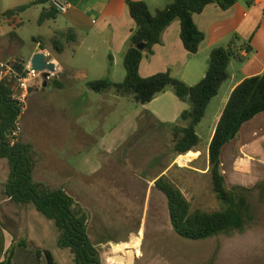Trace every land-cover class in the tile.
<instances>
[{
	"label": "crops",
	"instance_id": "obj_1",
	"mask_svg": "<svg viewBox=\"0 0 264 264\" xmlns=\"http://www.w3.org/2000/svg\"><path fill=\"white\" fill-rule=\"evenodd\" d=\"M14 1L20 2L15 5L18 7L37 0ZM68 1L71 8L64 15L67 19L66 29H75L77 36H95L98 42L94 43L89 50L95 53L101 47L106 50L100 62L101 77L96 80L108 79L113 82H122L125 78L117 77L122 75L116 70V66L119 64V59L123 61L130 46L132 33L136 28L128 10L127 0H76L80 6L86 4V9H82L78 4L74 5L73 0ZM132 1H144L149 9L151 8L150 0ZM96 7L98 9H94ZM7 10L9 9H5L0 14ZM19 17L0 19V33L8 35L9 31L6 28L17 24ZM194 21L205 35L198 54L190 55L184 48L180 37L181 23L176 20L164 31L162 43L154 47L153 55L143 59L140 75L147 78L170 72L173 77L182 80L188 86H194L207 73L211 51L218 47L226 48L235 35L239 37V45L243 47L242 55L246 60L237 64L235 61L230 63L229 79L222 85L218 96L209 105L210 107L215 99L221 97L215 112V126L207 144L208 153L216 126L234 89L245 79L264 73V0H238L229 10H222L218 5L211 4L201 14L195 15ZM41 42L36 40L39 48L27 61L22 60L25 64H29L32 57L41 52ZM10 44L11 42L9 46ZM247 47L250 48L249 51L246 50ZM52 60L58 64V71L52 78L56 79L61 91L69 90L71 96L66 97L68 101L64 97L61 108L60 138L56 135L48 136L46 142L48 148L44 151L38 148L36 152L34 148L38 145L33 143L30 137H25L21 129L20 142L30 145L36 155V165L32 174L33 182L46 187L50 192L56 194L63 192L81 206L86 201H90L86 197L90 195V192L88 193L86 189L90 186L94 188L95 179L100 173H103V178L106 177L104 181L108 188L117 189V186L112 184V178H126L131 186L130 189H135L137 192L142 188H145L147 193L155 189V181L162 175H167L174 167V163L170 162L168 166L163 165L158 168L156 161H148L147 150L149 147H156L160 141L163 142L166 128L171 129L172 126L180 124V116L189 109V104L180 101L174 92L168 89L146 105L135 103L137 106L131 113H122L120 107L130 101L133 102L132 99L120 97L113 91L96 93L94 101H90L92 109L89 111V119L86 120L84 119L86 105L80 98L83 95H90L86 91H91L87 87V83L91 80L83 77L82 70L66 67L59 59ZM232 70L234 72L231 73ZM80 82L82 84L78 85ZM33 91L34 89L31 88L28 99L31 98ZM222 91H224L223 95ZM28 111L29 105L22 106V115ZM98 120L112 121L106 128L101 129ZM166 124L169 126L165 127ZM137 133L141 135L146 133V142L129 144L130 139ZM147 141L150 143L149 146ZM58 148L62 151V156L56 151ZM199 149L200 145L198 151ZM163 155L162 153L161 156ZM220 159L222 174L228 187L251 188L264 182V113L242 126L239 135L222 149ZM131 162L136 167H133ZM127 163L135 169L131 167L129 169ZM151 171L154 172L152 176H150ZM203 173H208V169H205ZM8 200L11 198L9 197ZM26 207L28 206L14 209L8 217L0 213V262L4 260L7 250L13 243L21 242L22 229L25 226L24 223L18 226L19 220L16 215L20 213L21 218L28 219L27 215L34 213V210L30 206ZM34 217L37 218L36 214ZM47 236L49 238L48 234ZM27 243L28 247H16L11 264H48L44 254L40 263L38 262L35 250H50L40 247L42 244L40 240H33V242L30 240Z\"/></svg>",
	"mask_w": 264,
	"mask_h": 264
},
{
	"label": "rangeland",
	"instance_id": "obj_2",
	"mask_svg": "<svg viewBox=\"0 0 264 264\" xmlns=\"http://www.w3.org/2000/svg\"><path fill=\"white\" fill-rule=\"evenodd\" d=\"M170 2L172 0H150L151 12L155 14L157 10L163 9ZM16 3L20 2L0 0V13L5 9L15 7ZM72 3L78 4L76 0H73ZM78 6L82 9L87 7L86 4L81 6L78 4ZM45 8L48 9V5L31 7L19 15L17 24H12L10 28H6L9 31L8 35L0 33V60L6 62L27 61L39 48L36 38L42 41L40 49L41 46L45 48L41 52L50 54L49 60L59 59L66 67L82 70L81 73L87 80L95 81L101 77L102 66H100V62L106 54V50L101 47L96 52L97 54L89 50L94 43L98 42L96 41L97 38L78 35L79 44L65 43L63 36L67 33L66 17L59 15L55 20L40 24L39 20ZM94 9H98V7ZM55 40L64 43V52L58 53L53 43ZM9 42H11L10 46ZM79 45H81L80 48ZM95 54L96 56H94ZM237 63L239 62L235 64ZM116 70L122 75L117 77L122 79L124 76L125 78L126 71L121 59H119ZM34 74L35 76L32 77L29 84L30 89L32 88L34 91L31 98L26 99L22 105L23 107L29 105V111L22 115L21 106L19 122L24 131V136L30 137L34 141L33 143L38 145L34 148L37 152L38 148L40 151L48 148L46 145L48 136L56 135L57 138H60L62 133L61 108L64 104V97H70L71 93L69 90L61 91L53 81L55 78L47 81V85L44 86L46 79L43 75ZM6 83L9 84V82ZM81 84L82 82L78 85ZM11 85L17 92L16 83L13 81ZM86 92H89L90 95H83L80 100L86 105L84 119L88 120L89 111L92 109L90 101H94L97 95L93 91ZM223 94L224 91H222ZM219 99L212 102L206 116L197 127V134L201 143L199 151L193 152L198 153V157L189 158L193 160L192 162L186 165L176 163L178 157L176 158L173 153L172 127L165 129L163 142L160 141L156 147H149L147 150L148 161H156L158 168L163 165L168 166L170 162L174 163V167L167 175L181 189L190 202L192 211L214 212L222 208L213 191L210 173H203L205 169H208L206 149L215 126V112ZM135 106L137 105L130 101V103L120 107L122 108L121 112L131 113ZM93 107L95 108V106ZM111 121L98 120L97 122L101 129H104ZM166 125L165 127L169 126V124ZM140 135L141 133H137L132 137L129 144L141 143L142 141L145 143L147 140L146 133ZM20 136L21 133L18 137L19 141ZM100 137H103L102 133H100ZM149 144L148 142V146ZM56 151L62 156V151L59 148ZM162 153L163 156H161ZM131 165L136 167L132 162ZM131 165L127 163L129 169ZM133 167L131 168L135 169ZM153 173L151 171L150 176ZM9 174V161L0 158V213L7 217L11 216L14 209H21L26 205L8 200L6 184ZM105 179L103 173H100L95 179L94 188L92 189L90 186L89 189H86L87 192H90V195H86L90 201H86L81 206L74 200L75 204L87 213L88 238L98 249L102 264H129L127 261L130 258L133 260L132 264H264V182L259 183L262 184L261 187L249 194L253 220L248 221L242 231L222 234L207 240L193 241L181 238L174 231L170 221L167 199L160 191L153 189L147 193L145 188H142L138 190V193L135 189H130L131 186L126 178H112V184L116 185L117 189L108 188ZM26 206H28L26 208L30 206L34 213L27 215L28 219L24 220L16 211L19 220L18 226L23 225V223L25 226L22 229L20 240L25 242L40 240L42 243L40 247L49 249L57 264H75L71 252L58 246L59 233L55 223L40 214L33 205ZM34 214L37 218L34 217ZM118 242L119 244H116ZM123 244L127 246L118 251V246ZM135 245L139 246L136 247ZM120 255L124 256L126 260L120 262L118 259Z\"/></svg>",
	"mask_w": 264,
	"mask_h": 264
},
{
	"label": "trees",
	"instance_id": "obj_3",
	"mask_svg": "<svg viewBox=\"0 0 264 264\" xmlns=\"http://www.w3.org/2000/svg\"><path fill=\"white\" fill-rule=\"evenodd\" d=\"M237 2L238 0H172L169 5L154 14L146 2L127 0L128 10L136 28L123 58L126 77L122 82L108 79L90 81L87 87L99 94L113 91L116 95L130 98L139 105H146L168 89H172L180 101L190 106L181 114L180 124L172 126L173 153L177 158L198 151L201 139L197 134V127L206 116L211 101L218 96L222 85L229 79L230 63H242L246 60L242 55L243 47L239 45V37L235 35L226 48L218 47L211 51L207 73L194 86H188L173 77L170 72L144 78L140 75V66L146 56L153 55L154 47L162 43L164 31L176 20L181 23L180 37L184 48L190 55L198 54L205 35L197 27L194 16L201 14L211 4L218 5L222 10H229ZM47 3L48 0H37L14 7L4 12L0 19H12L35 5ZM49 7L44 9L40 24L55 20L60 15ZM63 39L67 44L77 43L75 29L67 30ZM53 43L57 51H64V43L58 40ZM141 44L144 45L142 51L137 48ZM41 50H45L44 46H41ZM246 50L249 51L250 48L247 47ZM53 81L58 86V82L55 79ZM14 94L15 89L11 83L0 84V158L7 159L10 163L7 195L15 203L33 205L40 214L55 223L59 233L58 246L71 252L75 264H102L98 249L88 238L87 213L65 193L50 192L46 187L33 182L36 155L30 145L18 140L11 146V134L21 113V107L13 100ZM262 113L264 73L245 79L234 89L208 147V173L212 178L213 191L222 206L220 210L192 211L190 202L168 175L164 174L155 181V189L167 199L172 227L181 238L193 241L207 240L222 234L242 231L246 223L253 220L249 194L262 184L252 188L228 187L222 174L220 158L222 149L239 135L242 126ZM18 246L28 247V243H13L0 264H11ZM43 254L48 264H57L50 251L36 249L38 262Z\"/></svg>",
	"mask_w": 264,
	"mask_h": 264
},
{
	"label": "built area",
	"instance_id": "obj_4",
	"mask_svg": "<svg viewBox=\"0 0 264 264\" xmlns=\"http://www.w3.org/2000/svg\"><path fill=\"white\" fill-rule=\"evenodd\" d=\"M48 5L51 8L55 9L60 15L67 14V12L71 8V4L69 3L68 0H48ZM45 55L49 59L50 54L48 52H46ZM50 61H52L55 64V71L50 74L49 79L52 78L53 76H55V74L58 71L57 62L52 60V59ZM19 68L23 69L21 74L18 72ZM34 73H36L37 75H38V73H39V75H43V73L35 72L32 69V66L30 65V63L25 64L24 62H21V61H15V62L0 61V84L6 83V82H9V84H10L13 81L16 83L17 92H15V94L13 96V100L15 102H17V106L21 107L25 103V100L28 99L29 94H30L29 84H30L32 77L35 76ZM43 77H44V75H43ZM20 116H18V119L15 123V128L11 134V146L15 145V143L18 141L19 134L21 133L22 126L19 122ZM187 155L179 156L176 159V163L179 165H183V164L186 165L187 163L192 162L193 160H190V159L186 160L185 159V157Z\"/></svg>",
	"mask_w": 264,
	"mask_h": 264
},
{
	"label": "water",
	"instance_id": "obj_5",
	"mask_svg": "<svg viewBox=\"0 0 264 264\" xmlns=\"http://www.w3.org/2000/svg\"><path fill=\"white\" fill-rule=\"evenodd\" d=\"M139 50H144V45L141 44L137 47ZM50 61L48 59V57L45 55V53L43 52H39V53H36L32 59L30 60V65L32 66V69L35 71V72H40V73H43L44 75V78L46 79V82L44 84V86L47 85V80L49 79L50 77V74L53 73L55 71V64ZM23 71L22 68H19L18 69V72L21 74ZM119 260H124L125 257L120 255L118 257Z\"/></svg>",
	"mask_w": 264,
	"mask_h": 264
},
{
	"label": "bare ground",
	"instance_id": "obj_6",
	"mask_svg": "<svg viewBox=\"0 0 264 264\" xmlns=\"http://www.w3.org/2000/svg\"><path fill=\"white\" fill-rule=\"evenodd\" d=\"M190 157L197 158V157H198V154L189 153V154L185 157V159H186V160H189ZM125 246H126L125 244L118 246V248H117L118 251H121ZM138 246H139V245H137L136 247H138ZM116 251H117V250H116ZM116 253H117V252H116ZM125 260H126V259H125ZM120 262H121V260H120ZM127 262H128L129 264H132V260H131V259H129Z\"/></svg>",
	"mask_w": 264,
	"mask_h": 264
},
{
	"label": "flooded vegetation",
	"instance_id": "obj_7",
	"mask_svg": "<svg viewBox=\"0 0 264 264\" xmlns=\"http://www.w3.org/2000/svg\"><path fill=\"white\" fill-rule=\"evenodd\" d=\"M126 245V244H125ZM127 246V245H126ZM135 246H137V245H135ZM131 255V254H130ZM131 260H132V258H130ZM132 263H133V260H132Z\"/></svg>",
	"mask_w": 264,
	"mask_h": 264
}]
</instances>
